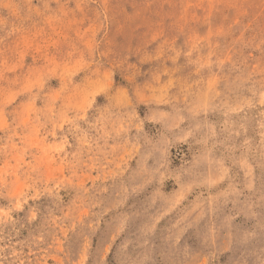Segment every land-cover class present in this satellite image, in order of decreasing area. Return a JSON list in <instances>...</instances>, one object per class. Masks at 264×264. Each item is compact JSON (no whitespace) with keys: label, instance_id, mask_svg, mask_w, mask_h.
Returning a JSON list of instances; mask_svg holds the SVG:
<instances>
[{"label":"rangeland","instance_id":"rangeland-1","mask_svg":"<svg viewBox=\"0 0 264 264\" xmlns=\"http://www.w3.org/2000/svg\"><path fill=\"white\" fill-rule=\"evenodd\" d=\"M0 264H264V0H0Z\"/></svg>","mask_w":264,"mask_h":264}]
</instances>
